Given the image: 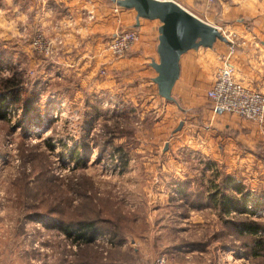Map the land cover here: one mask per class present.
I'll use <instances>...</instances> for the list:
<instances>
[{
    "label": "rangeland",
    "instance_id": "obj_1",
    "mask_svg": "<svg viewBox=\"0 0 264 264\" xmlns=\"http://www.w3.org/2000/svg\"><path fill=\"white\" fill-rule=\"evenodd\" d=\"M105 1L119 27L103 40L102 58L110 55L116 67L106 69V61L97 73L125 77L121 106L107 95L85 106L61 91L49 96L29 59L53 55L63 38L22 31L28 54L15 56V15L0 11V24L11 21L7 36L0 34V94L7 92L5 79L19 82L16 100L0 106V264H156L160 255L165 264H264V133H252L264 124L218 112L205 96L229 44L236 52L247 39L257 41L254 7L244 5L234 27L211 18L216 2L208 10L201 2L187 8L219 24L227 41L187 53L195 54L187 81L177 80L172 101L156 90L150 64L157 52L138 47L139 25L121 27L130 8ZM122 30H135L138 39L118 55L107 45ZM37 38L50 42V54L34 45ZM214 46L223 48L219 64ZM180 87L190 90L193 106L178 95ZM185 183L197 185L196 199L188 191L181 201L174 195ZM218 189L245 209L210 203L207 195ZM83 220H94L98 232L78 244L74 233ZM257 222L256 232L240 228Z\"/></svg>",
    "mask_w": 264,
    "mask_h": 264
},
{
    "label": "crops",
    "instance_id": "obj_2",
    "mask_svg": "<svg viewBox=\"0 0 264 264\" xmlns=\"http://www.w3.org/2000/svg\"><path fill=\"white\" fill-rule=\"evenodd\" d=\"M174 1L189 9L200 5V0ZM109 4L105 0H89V2L87 0H1V13L5 16L7 10H12L15 15L13 19L15 56L18 50L21 56L25 53L28 54L26 45L22 44V31L28 30L27 32L32 34L33 31L40 30L49 36H61L63 38L62 45L57 47L53 55L44 57L37 53L29 59L31 64L36 65L34 72L37 79L41 77V80L46 81V86H41V88L49 92V96H54L61 91L63 96L68 99H71L72 95L78 96L77 103L85 106L92 96L101 98L107 95L108 99L111 97L112 106H121L120 91L123 89L122 83L125 77L117 71L109 72L107 75L97 73V68L106 61H108L105 66L106 69L112 66H114L113 68L116 67V61L110 55L102 58L104 55L102 53L103 40L108 35L111 36L119 27L116 18L111 13ZM244 5L247 8L250 5L254 7L253 15L257 20L254 30L257 31V41L247 39L239 46L240 49L237 48L232 58L235 76L244 85L264 91V39H259V37L264 38V0H218L211 10L210 16L215 19L221 18L220 22L225 26L234 27L239 11L245 9ZM91 7H95V16L92 20L86 14L87 10L92 9ZM143 21L145 20L140 18L137 27L140 35L138 47H143L145 51L149 50L154 54L160 22L157 20L146 22L149 21L146 20L145 23ZM10 23L11 21L8 24ZM8 24L4 22L0 29V34L4 35V38L7 36V29L10 30ZM121 24L123 25L121 27H131L136 24V14L132 9H126L122 13ZM215 25L220 28L219 24ZM214 47H216L215 54H213L215 62L218 59L217 52L223 48ZM209 49L211 50V48ZM190 51L192 49L182 54L180 58L178 79L182 77L185 82L187 79L184 73L187 71L189 60L195 55L187 54ZM202 53L210 56L209 52ZM185 54L187 56L184 57ZM214 62L212 63L214 64ZM33 87L35 90L38 89V86L34 84ZM148 90H152L150 85ZM178 91V95H181L186 106L194 105V100L189 97V89L180 87ZM131 101H135L134 96H132ZM257 128L253 127V130L255 129V131L252 130L253 134L260 136L261 133H264V128L261 127L258 130ZM196 187V184H182L176 189L174 195L179 197L177 199L181 201L182 197H185L183 194L188 191L189 199H196ZM174 200L176 199H172V201Z\"/></svg>",
    "mask_w": 264,
    "mask_h": 264
},
{
    "label": "water",
    "instance_id": "obj_3",
    "mask_svg": "<svg viewBox=\"0 0 264 264\" xmlns=\"http://www.w3.org/2000/svg\"><path fill=\"white\" fill-rule=\"evenodd\" d=\"M124 8L134 9L139 19L158 20L157 60L151 66L157 75L152 79L159 96L175 101L172 89L180 74L181 55L199 47L211 48L217 41H227L216 25L203 20L174 0H116ZM216 111L221 112V108Z\"/></svg>",
    "mask_w": 264,
    "mask_h": 264
},
{
    "label": "built area",
    "instance_id": "obj_4",
    "mask_svg": "<svg viewBox=\"0 0 264 264\" xmlns=\"http://www.w3.org/2000/svg\"><path fill=\"white\" fill-rule=\"evenodd\" d=\"M216 1L218 0H200L205 5V10H208V7ZM193 9L197 10L196 8ZM200 13L202 17L199 14L198 16L206 20L205 14L203 12ZM137 39L138 34L135 30H122L109 40L107 47L112 53L122 55L132 47ZM34 45L43 48L46 54L51 53L48 40L37 38L34 40ZM235 53L234 45L229 44L227 51L220 55V65L215 71L214 78L205 96L212 104L214 110L221 108L223 111L235 113L245 120L262 125L264 124V92L248 87L236 78L232 63ZM165 262V256L160 255L156 264H165Z\"/></svg>",
    "mask_w": 264,
    "mask_h": 264
},
{
    "label": "trees",
    "instance_id": "obj_5",
    "mask_svg": "<svg viewBox=\"0 0 264 264\" xmlns=\"http://www.w3.org/2000/svg\"><path fill=\"white\" fill-rule=\"evenodd\" d=\"M137 29V28H135ZM5 91L6 94H0V106H2V104L5 101H12L13 102L16 100V96L18 93V80L15 78H10V79H5ZM219 195V189L218 190H213L212 192L209 193L208 196V200L210 201V203H216L219 204L221 206L222 209H228L229 207L231 208H236V209H245V204H242L239 206V200L240 199H231L230 197H225L223 195L218 196ZM241 201V200H240ZM240 207V208H239ZM96 222H94V220H83L81 222L78 223V229L75 231L74 233V238L73 240L76 241V243L80 244V243H86L87 241L89 242L93 237L92 235H94L96 232H98L97 226L95 224ZM240 226V225H239ZM69 227V226H68ZM261 227V225L257 222V223H252V224H242L240 226L242 231H250V232H256V230L258 231V229ZM67 232L68 228L66 229ZM88 237V238H87ZM257 243H259V241H257Z\"/></svg>",
    "mask_w": 264,
    "mask_h": 264
}]
</instances>
